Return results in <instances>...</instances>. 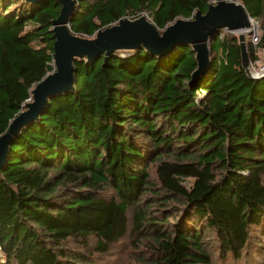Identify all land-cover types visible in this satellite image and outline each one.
<instances>
[{"label":"trees","instance_id":"16d2710c","mask_svg":"<svg viewBox=\"0 0 264 264\" xmlns=\"http://www.w3.org/2000/svg\"><path fill=\"white\" fill-rule=\"evenodd\" d=\"M73 1L70 33L92 38L144 14L160 34L217 0ZM227 1L259 25L255 46L244 34L254 68L264 0ZM59 9L0 0V136L54 71ZM221 29L194 76L183 42L161 55L138 44L72 61V87L48 96L7 144L0 264H96L130 235L141 264H263L264 72L247 73L237 35Z\"/></svg>","mask_w":264,"mask_h":264},{"label":"water","instance_id":"95a60500","mask_svg":"<svg viewBox=\"0 0 264 264\" xmlns=\"http://www.w3.org/2000/svg\"><path fill=\"white\" fill-rule=\"evenodd\" d=\"M41 1V0H29ZM60 4L57 17L51 21L52 56L54 71L42 78L31 90L30 99L8 124L7 130L0 136V165L2 164L10 137L20 127L35 119L45 105L48 96L64 92L72 87V61L74 59L103 54L116 48H131L138 44L152 54H164L172 50L177 43L190 44L194 51L196 69L192 75L203 73L208 65L206 41L218 28L228 31H240L249 28L250 18L242 5L235 1L217 0L208 5L204 14L195 12L192 19H176L159 34L155 27L143 16L134 20L120 19L117 24L95 33L92 38L72 35L67 20L73 9V0H56ZM241 66L247 71L248 57L244 43V34H237Z\"/></svg>","mask_w":264,"mask_h":264},{"label":"rangeland","instance_id":"374dc122","mask_svg":"<svg viewBox=\"0 0 264 264\" xmlns=\"http://www.w3.org/2000/svg\"><path fill=\"white\" fill-rule=\"evenodd\" d=\"M144 18H146V15H143ZM250 27L244 30H236V31H228L225 28H222L220 31V34L224 35V34H234L237 35L238 33H243V34H247L249 33V35H256V37H259L260 34V30H259V25L257 23V21H254L250 18ZM259 51L257 50V58L254 62L253 65L254 68L248 64L247 67V71L248 73H250L251 75L253 74V76L260 75L264 72V48L260 49L258 48ZM152 181L155 182L154 178H152ZM190 179H186L185 182L186 184L190 183ZM134 237L133 236H128L127 238H124V240L120 241L119 243H117L114 246V250L113 252L108 255V256H99L96 255L95 257V261L96 264H141L138 260L135 259V255H136V250H137V246H133L131 244V240L133 241ZM253 244V243H252ZM136 249V250H135ZM140 249V248H139ZM138 249V250H139ZM137 250V251H138ZM258 257L262 258L264 260V254L259 255ZM228 260V259H227ZM214 261V258H213ZM224 264H230L228 262L225 261ZM259 264H262V262H260ZM264 264V262H263Z\"/></svg>","mask_w":264,"mask_h":264},{"label":"built area","instance_id":"2783aa9c","mask_svg":"<svg viewBox=\"0 0 264 264\" xmlns=\"http://www.w3.org/2000/svg\"><path fill=\"white\" fill-rule=\"evenodd\" d=\"M250 42L252 43L253 46L256 45V42H257V37H256V35H251V36H250Z\"/></svg>","mask_w":264,"mask_h":264}]
</instances>
